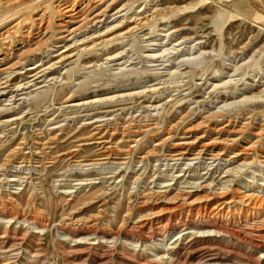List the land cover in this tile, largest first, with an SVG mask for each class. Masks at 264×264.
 Instances as JSON below:
<instances>
[{
	"label": "rangeland",
	"instance_id": "1",
	"mask_svg": "<svg viewBox=\"0 0 264 264\" xmlns=\"http://www.w3.org/2000/svg\"><path fill=\"white\" fill-rule=\"evenodd\" d=\"M4 1L11 3L13 13L0 19V32L19 17L32 21L44 10L50 12L49 6L56 2L48 0L36 5L25 1L19 6L13 3L16 0ZM147 6L167 9L155 29H140L116 38L94 56H88L82 47L79 51L73 49L72 57L58 65L47 79L31 82L24 91L0 98V217L5 220L0 222V264H248L253 258H261L257 264H264V248L258 250L234 235L252 228L264 235L261 218L240 223L237 219H219L214 223L225 226L231 234L197 237L188 233L206 231L214 224L200 217L202 211H184L183 222L166 230L164 206L152 199L158 190H171L172 197L184 190L203 191L206 195L228 188L264 197V189L258 184L243 186L250 181V174H238L233 178L235 183L225 185L231 178L228 171L240 164L225 160L235 149L247 146L244 141L251 140L256 128L264 127L262 102L226 107L225 121L195 131L197 135L206 132L208 141L216 137L212 129L229 120L249 122L244 139L230 147L222 160L213 163L202 159L179 181L170 180L185 166H167L165 161L167 150L201 117L217 112L224 103L238 101L242 94L261 90L264 6L258 0H148ZM20 7L24 10L14 16ZM139 8L143 10L145 4L141 2L118 17H131ZM115 19L119 18L109 19L99 29L104 31ZM164 28L169 31L164 32ZM173 29L176 32L171 33ZM56 34L50 30L48 37ZM54 41L56 38L48 44L50 56L43 55L48 61L66 46L57 48L59 44ZM198 42L205 43L202 49ZM174 47L176 50L171 49ZM167 48L170 51L161 60L170 61L149 62L150 53ZM20 49L22 46H16L14 53ZM120 52L123 55L116 60H105ZM4 54L0 47V65ZM242 64L247 71L231 77L233 67ZM178 66L180 71L191 70L192 78L172 83L175 80L161 76ZM224 82L227 84L221 86ZM169 98L174 102L155 110ZM246 108L249 113L244 112ZM104 110L112 111L102 120L115 133L111 147L117 154L108 161L101 159L105 148L90 140L93 123ZM184 115L185 122L173 130L174 138L158 146L167 129ZM248 115H252L249 121ZM158 119L161 123L157 128L143 129L140 136L133 138L138 143L132 139L120 143L131 122L140 127L157 124ZM109 140L108 137L106 142ZM259 146L250 151L249 161L258 157L264 143ZM258 165L250 170L264 175ZM260 179L264 178L259 176ZM167 185L172 186L163 188ZM149 218H153V225L143 228ZM80 238L92 240L86 243ZM109 240L112 243H106ZM160 241L166 243L157 246ZM261 241L264 243V239Z\"/></svg>",
	"mask_w": 264,
	"mask_h": 264
},
{
	"label": "bare ground",
	"instance_id": "2",
	"mask_svg": "<svg viewBox=\"0 0 264 264\" xmlns=\"http://www.w3.org/2000/svg\"><path fill=\"white\" fill-rule=\"evenodd\" d=\"M25 1H29V3L39 5L42 2L44 3L48 0H16L15 2L13 1V3L22 6V3ZM258 1L264 6V0ZM141 2L145 4V8L143 10L139 8V10L131 17H127V14H125V16L122 18L118 17L128 9H130L131 11L134 6ZM147 4L148 0H56V2L52 4V6H49L50 12L46 9L41 14L31 18L32 21H28L23 17L17 18L15 23L11 27L9 26L10 28L6 29L4 32H0V47L6 52V54H4L5 58L1 61L0 65V98L7 97L12 93L17 94L24 91L25 89H27L26 86H28L31 82L37 81L41 78L47 79V76L58 68V65L63 64L72 57L70 52L73 49L77 48L79 51V49L82 47V50L88 56H94V54L97 53L101 47L105 46L108 42L111 44L112 42H114V39L116 40V38L125 37L128 34H134L137 30L140 29H155L158 25V19H160L164 14L167 13V9H158L155 6L148 9ZM10 5L11 3L9 1L5 2L4 0H0V19L12 12L13 9L11 10ZM23 10L24 9H21L20 7V10L17 11L14 16H17V14H20ZM112 18L119 19H115L114 24H112L111 26H107L104 31H101V29L99 28L105 26L107 24V21ZM50 30H55V32H57V34L54 36L57 42L54 41V44L59 45H56V47H62V44H65L66 46H63L65 49L61 53H58L54 57V59H50L48 61L47 59L43 58V55L47 54V57L50 56L48 52V48H50V45L48 44L50 43V41H52V39H54L51 38V36L48 37ZM92 30H96L93 35L80 39V37L87 35ZM162 30L164 32L169 31V29L165 30V28ZM174 32H176V29H173L171 33ZM171 33H168V35H170ZM111 35H113V37L106 38ZM163 36H167V34ZM187 39H185L184 44L187 43ZM203 44L205 43L198 42L200 49L203 48ZM18 45L22 46V49L14 53V50ZM55 45L52 44V46ZM171 49L176 50L175 47ZM168 51H170L169 48L160 51L157 54L150 53L147 58L151 63H160L161 61L162 63L168 62L170 61V59H167L166 61L161 60V58L165 59L167 57V55H164V53ZM203 53H205V50L203 51ZM122 55L123 52H120L118 54H115L114 56L106 57L105 60H116ZM186 59L187 58L183 59V62ZM36 60H38V63L27 70L26 67L28 66V64ZM191 69L193 70V68ZM168 71L169 72L167 73V75L165 74L161 76L168 78V80H175L172 83H176L179 79L183 78L191 79L193 73L191 72V70L180 71L179 66L174 70H171L169 68ZM245 71H247L245 64H242L240 66L235 65L233 67V73L231 77L244 74ZM226 84L227 82H224L223 84H221V86H225ZM242 95L243 96L238 101L233 103H224L217 112L208 113L201 117L198 123H196L192 128L187 129L185 131L186 133H184L183 136L177 142H175L170 147V149L167 150V154L165 155V161H167L168 163L167 166L170 165L169 163H175L172 166L182 165L186 167L178 170L176 173H179V175L176 177L172 176L170 181H173L176 178L177 181H179L181 178L185 177L186 174H190L192 167L195 164H198L197 162L202 159L212 161L213 163L222 160L230 147H236L239 141L244 139L245 130L249 122H239L240 124H238L236 123L237 121L233 123L232 120H229L223 126L213 128L212 130L214 131L216 137H213L208 141L206 139V132L201 135H197L195 133L196 130L211 127L214 122L225 121L228 114L225 112L226 107L241 106L248 102L254 101L264 103V83L258 93ZM236 97L239 98L240 96ZM172 102L174 101L169 98L163 104L156 106L155 110L158 107H163L165 104H170ZM247 111L249 113V110L247 108L244 109V112ZM111 112V110H104V112L100 113L103 116H101L99 120L94 121L93 134L90 139L94 144L102 145L103 148H105V153H103L104 159L101 158L102 161L111 160L117 155L115 154V150H112L113 147H111V145L114 144L112 141L115 133L111 132L110 127H108L102 120L104 117L110 115ZM251 116H249L246 120L249 121ZM184 118L185 115L175 125L170 126L167 129L166 137L157 144L158 146L164 145L174 138L173 130L178 128L180 123L185 122ZM157 121V124H147L140 127H137L135 123L131 122L127 126L128 128L122 133L120 143L124 142L125 139H128V141L132 139L133 142L138 143V139L133 138L140 136L139 132L143 129L151 130L157 128L161 123V120L158 119ZM108 137L111 140H109V142H106V139ZM244 142L247 146H244L239 150L235 149L231 153V155H229L228 160H225L227 162L240 161V164L237 168L230 169L228 171L229 177L231 178L225 182V185L227 186L229 185V183H235V180H233V178H235V176L238 174H250L251 176H247V178H250V181L246 180L243 186L249 188L251 187L250 184H252V186L258 184L264 189V179L259 180V176L261 178H264V175H257V172H252L250 170L251 168L259 164L258 166H261L262 171H264V148L261 149L260 154L255 159L249 161L248 158L251 150L264 143V127L260 126L256 128L251 140H245ZM116 160H120L121 162L125 159L116 158ZM185 161L188 162L181 163ZM120 162L117 164H124ZM247 168L249 169L245 170ZM192 170L195 169L193 168ZM12 181L15 182L16 180ZM258 181L261 182L258 183ZM170 186L172 185H167L163 188ZM197 187L199 188L200 186ZM228 189L229 190L226 189V191L224 189L220 193H213V191L206 195L202 194L203 191L184 190L174 194L172 197L169 196V192H171V190H158L154 193L152 199L159 202L160 204H163L164 206L163 212L164 215L166 214L165 218L168 222V226L164 227L166 230H168L169 227H173L183 222L181 219V214L184 211L192 212L195 210H198V212L202 211L203 213H201V215H203L200 217L204 219L207 218V220H211L213 221V223L215 221H218L219 219H237L240 223L246 221L247 219L249 221H255L256 219L261 218V223L263 226L264 197H256L252 194H247L242 189ZM152 219L153 218L145 219L149 222L144 223L142 227L145 228L147 227V225H153L154 221H152ZM0 222H5L3 217H0ZM208 228L209 229L206 231H191L188 234H192V236L196 235L197 237H213L216 235L226 236L231 234V232L225 226L219 225L217 223L212 224ZM259 233H261V231H258L256 228H252L250 231L238 232L234 233V235H236L244 243L249 244L250 246H253L258 250H262L264 248V243L261 240L264 239V235ZM175 237L176 236H174L170 240H175ZM179 238H176L177 242ZM81 240L87 241L86 243H89L92 238H84ZM176 241L173 243V245H176ZM91 243L92 244L90 245H93V242ZM106 243H112V241L109 240L106 241ZM165 243V241H160L156 245L159 246V244L161 245ZM149 246L152 247V244H150ZM257 263H261V258H253L248 260V264ZM199 264L217 263L205 261Z\"/></svg>",
	"mask_w": 264,
	"mask_h": 264
}]
</instances>
